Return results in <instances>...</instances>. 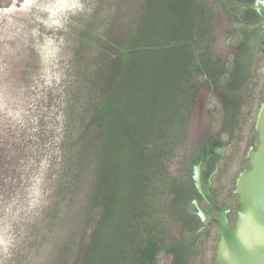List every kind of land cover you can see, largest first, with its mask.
<instances>
[{
	"label": "rangeland",
	"instance_id": "obj_1",
	"mask_svg": "<svg viewBox=\"0 0 264 264\" xmlns=\"http://www.w3.org/2000/svg\"><path fill=\"white\" fill-rule=\"evenodd\" d=\"M67 2L0 0V264H218L197 171L240 207L264 0Z\"/></svg>",
	"mask_w": 264,
	"mask_h": 264
},
{
	"label": "water",
	"instance_id": "obj_2",
	"mask_svg": "<svg viewBox=\"0 0 264 264\" xmlns=\"http://www.w3.org/2000/svg\"><path fill=\"white\" fill-rule=\"evenodd\" d=\"M264 19V2L255 6ZM256 129L260 134V145L251 150V167L244 170L237 180L236 193L240 207L236 209L238 219L232 228L229 223L230 208H222L214 200L206 186L201 166H198L197 185L205 201L219 214L199 207V215L218 226L221 241L216 260L218 264H264V105H262Z\"/></svg>",
	"mask_w": 264,
	"mask_h": 264
},
{
	"label": "flooded vegetation",
	"instance_id": "obj_3",
	"mask_svg": "<svg viewBox=\"0 0 264 264\" xmlns=\"http://www.w3.org/2000/svg\"><path fill=\"white\" fill-rule=\"evenodd\" d=\"M260 145V144H259ZM228 146H232V143L230 142L229 144H228ZM223 156V155H222ZM221 156V158L220 159H218V162H221L222 160V157ZM248 157H249V155H248ZM211 158H213V157H211ZM250 159V158H249ZM215 160H217L216 158H215ZM211 164V161L208 163V164H206V170L208 171L209 169H208V167H209V165ZM206 171V172H207ZM220 171H221V167H220V165L218 164V167L216 166V167H213L212 169H211V175L213 176V177H215L216 175H219L220 174ZM206 184V186H208V188L210 189V193H211V195H212V197L214 198V195H213V192H212V185L211 184H209V182L208 183H205ZM214 200H215V198H214ZM239 200H240V198H239ZM216 201V200H215ZM217 202V201H216ZM219 205H220V203L219 202H217ZM212 207V206H211ZM220 207H222V208H230L231 209V211H229L227 214L229 215V213H231V212H233V211H236V207H227V206H221L220 205ZM217 212V211H216ZM216 217H218L219 218V214H218V212H217V215H215ZM211 224H216L215 222H209L208 221V224L207 225H205V227H203V229L205 230V229H209L210 228V226H211ZM217 225V224H216ZM218 227V226H217ZM219 230V229H218Z\"/></svg>",
	"mask_w": 264,
	"mask_h": 264
},
{
	"label": "clouds",
	"instance_id": "obj_4",
	"mask_svg": "<svg viewBox=\"0 0 264 264\" xmlns=\"http://www.w3.org/2000/svg\"><path fill=\"white\" fill-rule=\"evenodd\" d=\"M62 7L72 11L83 10V4L80 2V0H70V2L63 4ZM53 23H59V22L53 21Z\"/></svg>",
	"mask_w": 264,
	"mask_h": 264
},
{
	"label": "trees",
	"instance_id": "obj_5",
	"mask_svg": "<svg viewBox=\"0 0 264 264\" xmlns=\"http://www.w3.org/2000/svg\"><path fill=\"white\" fill-rule=\"evenodd\" d=\"M107 99H109V98H107ZM75 219V216H73V220Z\"/></svg>",
	"mask_w": 264,
	"mask_h": 264
}]
</instances>
